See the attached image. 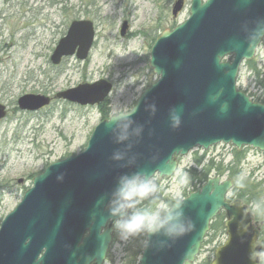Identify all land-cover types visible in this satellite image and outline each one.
<instances>
[{"label":"water","instance_id":"1","mask_svg":"<svg viewBox=\"0 0 264 264\" xmlns=\"http://www.w3.org/2000/svg\"><path fill=\"white\" fill-rule=\"evenodd\" d=\"M183 7L184 0H176L173 17ZM126 31L125 22L121 36ZM94 37L93 22L73 21L55 47L51 63L58 66L70 56L85 61ZM262 37L264 0H191L188 19L164 31L151 48L149 66L158 80L132 108L137 111L131 127L142 128L141 134L133 131L128 141L119 143L121 129H108L111 118L105 120L96 126L83 152L49 165L34 177L32 187L0 226V264H103L114 231L104 203L118 177L145 171L171 178L178 167L176 157L221 143L264 152V104L254 103L236 86L242 63L256 55L257 49L255 54L248 51L249 40L262 43ZM228 57L233 60L224 61ZM112 88L99 80L55 98L81 107L97 106ZM51 102L48 96L24 95L17 106L20 111L38 112ZM173 115L180 118L175 130ZM6 116L7 108L0 104V122ZM116 152L124 159L113 160ZM232 187L231 180L213 177L182 199L192 230L175 242L163 235L152 237L139 264H185L186 260L193 264L210 223L222 211L227 239L215 250L211 264H250V244L258 243V233L250 209L240 200H227Z\"/></svg>","mask_w":264,"mask_h":264},{"label":"rangeland","instance_id":"2","mask_svg":"<svg viewBox=\"0 0 264 264\" xmlns=\"http://www.w3.org/2000/svg\"><path fill=\"white\" fill-rule=\"evenodd\" d=\"M190 1L184 0L175 18L172 9L176 0H0V104L8 110L0 123V226L32 187L34 177L49 165L83 152L95 127L108 120L113 109L130 111L143 91L157 80L149 66L151 48L165 30L188 19ZM79 20L94 24V43L88 58L80 61L70 56L54 66L51 56L55 47L70 24ZM125 22L127 31L121 36ZM252 61L261 73L260 80L243 63L236 84L253 100L264 94V44L257 48ZM99 80L113 86L107 101L99 106L80 107L55 98L62 91ZM24 95H44L54 100L50 106L30 113L17 107V100ZM234 151H245L240 179H248L246 184L251 187L260 185L257 192L261 197L257 200L263 203L264 152L250 147L237 151L223 144L178 157L177 171L171 178L155 176L159 197L169 202L184 199L193 190L199 157L206 154L204 165L213 161L223 169ZM216 176L213 172L210 178ZM227 177H221L222 181ZM230 197L231 193L229 201ZM244 205L253 215L264 213V208ZM221 221L215 222L216 233L210 230L206 235L193 264H211L214 251L225 243V221ZM142 239L123 241L114 230L104 264H132ZM259 244L264 245V234Z\"/></svg>","mask_w":264,"mask_h":264},{"label":"clouds","instance_id":"3","mask_svg":"<svg viewBox=\"0 0 264 264\" xmlns=\"http://www.w3.org/2000/svg\"><path fill=\"white\" fill-rule=\"evenodd\" d=\"M261 41H264V37ZM262 44L264 43L250 39L248 51L255 54L256 49ZM151 108L154 114L155 105H151ZM136 111L137 109L130 111L113 109L111 120L106 126L108 129H121L119 143L128 141L129 133L133 131L137 136L141 134L142 128L133 130L131 127ZM179 127L180 118L173 115L172 128L175 130ZM112 159L119 162L124 159V156L116 152ZM159 191L154 175L145 171H135L118 177L115 187L107 196L104 209L121 240L128 241L131 238L144 236L147 238L146 244L150 245L152 237L163 235L167 240L175 242L192 230L193 223L185 215L183 201L181 199H175L174 202L161 200ZM256 207H264V203H257ZM242 230L247 233L248 226L244 225ZM248 260L250 264H264V245L251 243Z\"/></svg>","mask_w":264,"mask_h":264},{"label":"trees","instance_id":"4","mask_svg":"<svg viewBox=\"0 0 264 264\" xmlns=\"http://www.w3.org/2000/svg\"><path fill=\"white\" fill-rule=\"evenodd\" d=\"M247 67L250 71H252L255 78L259 81L261 78V73L257 68V65L254 61H247L245 62ZM252 99V98H251ZM256 103H262L264 104V94L257 96L255 99H253ZM205 155L199 157V159L195 162L196 168L194 169V174H197V177L193 179L192 181V189L191 192L196 191L197 189L201 188L207 180L210 178L211 174L213 172L216 173L217 176L223 177L225 174H227V178L233 181V189L231 191V197L230 201L233 199L241 200L244 204L248 205V203H251V205H256L259 203L257 200L259 197H261V193L257 192L259 187H251L250 184H246V181L248 182V179H240L242 177L240 173V167L242 165V162L244 161L246 154L245 151L243 152H236L234 151L232 160L230 163L225 166V168H221V164L217 165L213 161H209L207 164H203L205 160ZM201 167V170L198 172V168ZM198 172V173H197ZM195 174V175H196ZM240 179V181H238ZM190 192V193H191ZM187 194H185L184 197H186ZM160 198V197H159ZM161 199V198H160ZM264 199V194H262V198ZM162 200V199H161ZM174 202V201H170ZM262 203V202H260ZM264 203V202H263ZM264 207L258 208L261 210ZM262 215L264 216V213L255 212L254 213V220L255 222H264V218H262ZM224 213L219 214L216 219L211 224V230L216 233V228L214 227L215 222H219V220L225 221ZM221 221V223H222ZM264 234V226L261 228L260 232V240L263 239ZM146 237L143 236V239L141 242L138 243L136 250L134 251L133 255V263L132 264H139V259L142 255V252L144 250L145 244H146ZM143 241V242H142Z\"/></svg>","mask_w":264,"mask_h":264},{"label":"bare ground","instance_id":"5","mask_svg":"<svg viewBox=\"0 0 264 264\" xmlns=\"http://www.w3.org/2000/svg\"><path fill=\"white\" fill-rule=\"evenodd\" d=\"M210 230H211V226H210V228H209V231H210ZM209 231L207 232V234L209 233ZM207 234H206V235H207ZM205 237H206V236H205ZM258 243H259V241H258Z\"/></svg>","mask_w":264,"mask_h":264}]
</instances>
